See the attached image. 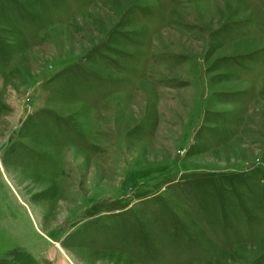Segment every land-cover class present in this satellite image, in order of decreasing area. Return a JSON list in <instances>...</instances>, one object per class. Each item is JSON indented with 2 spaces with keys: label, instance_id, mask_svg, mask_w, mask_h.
<instances>
[{
  "label": "rangeland",
  "instance_id": "1",
  "mask_svg": "<svg viewBox=\"0 0 264 264\" xmlns=\"http://www.w3.org/2000/svg\"><path fill=\"white\" fill-rule=\"evenodd\" d=\"M0 264H264V0H0Z\"/></svg>",
  "mask_w": 264,
  "mask_h": 264
}]
</instances>
